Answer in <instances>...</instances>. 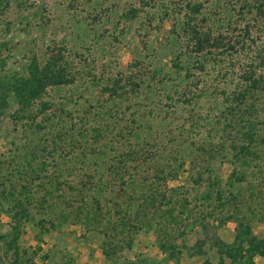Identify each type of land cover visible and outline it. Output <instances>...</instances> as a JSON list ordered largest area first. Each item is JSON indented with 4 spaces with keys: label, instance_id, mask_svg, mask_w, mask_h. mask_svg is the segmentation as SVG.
I'll use <instances>...</instances> for the list:
<instances>
[{
    "label": "rangeland",
    "instance_id": "rangeland-1",
    "mask_svg": "<svg viewBox=\"0 0 264 264\" xmlns=\"http://www.w3.org/2000/svg\"><path fill=\"white\" fill-rule=\"evenodd\" d=\"M257 118L264 133V0H0V179L17 185L0 229L36 264H73L78 233L105 264H233L240 223L264 238ZM14 189H53L66 221L22 198L16 224ZM128 209L138 229L105 235Z\"/></svg>",
    "mask_w": 264,
    "mask_h": 264
},
{
    "label": "trees",
    "instance_id": "trees-1",
    "mask_svg": "<svg viewBox=\"0 0 264 264\" xmlns=\"http://www.w3.org/2000/svg\"><path fill=\"white\" fill-rule=\"evenodd\" d=\"M261 123H263V125H264V122H261ZM248 125H249V128L253 129V130L251 129L249 131V133L252 134V142H248V143H253L254 145H257V143L264 144V133H262L261 129L258 128V125H260L259 118L256 119V122H250ZM254 126L257 128L256 130H255ZM248 134L246 135V138L248 137ZM7 179H8V177H6L5 179H0V188H1V190L4 191V188H5V191H4L5 193L2 192V193H4V194H2V196H6L5 194H8L9 192H11L13 187H17V185L14 186L12 182H8V181L6 182ZM46 182H48V181H46ZM50 182H52V181L49 180L48 183H50ZM19 185H18L19 186L18 188H23V185H21V184H19ZM7 190H9V191H7ZM52 190L53 189H50V190L47 189L46 190L47 193L44 194L39 199H36V198L32 197L31 194H29L30 192L28 193L27 190H26V192H27L26 195H21V192L15 190V192L12 193V194H16V196L19 197V198H17V200L15 202L16 206H14V204L12 205L13 208H16V209L14 211V214L11 216V219H13L14 221L16 220V224H18L17 221H19V219H20L19 214H23L24 215V213H25V215L23 216L24 218H27L29 216L28 209L25 206H23V201L21 200L22 198L25 199L26 201H29V202H27L29 204H32V203L34 205L40 204V207L37 208V209H42V211H44V209H46L47 211L50 210L51 207L55 206V204L52 203V200L54 198L52 196V194H51ZM81 199H82L83 206L86 205V202L83 203L84 199H86V196L81 197ZM90 199L94 200V198H90ZM129 199H131V198L129 197ZM30 200H33V201L30 202ZM171 203H172V198H170L168 200L166 205L167 204L169 205ZM29 204H27V205H29ZM77 209H80V208H77ZM66 210H67L66 207H62L59 210L58 214H54V212L52 210L48 211V213H50L52 215H55V216L63 217L62 220L66 221L67 214H69V213L65 214V212H67ZM251 210H253V208H251ZM167 212L169 214V211H167ZM78 213H79L78 215H82V213H84L85 214V218L88 219V220L93 219L90 216L89 210L83 209L81 211H78ZM124 214L128 217V220L131 222V224L121 225V227L115 226V224H113L111 227L101 228V230L104 232L105 235H107L109 233L108 230H110L111 231L110 235L127 233V234H124V236H123V238H126L128 234H131L133 231L138 229V228H136L137 227L136 223H137V219H138V216H139V212L137 210L131 211V210L128 209ZM107 215H109V214H107ZM74 216H75V214H74ZM98 217L99 216H97V218H95V219H97V221H101V219H102L101 217L102 216L99 219H98ZM162 217H164V215L160 216V218H162ZM231 217H232V215L230 216V218ZM54 219H56V218L54 217ZM131 219L133 220V222H132ZM52 221L49 219L48 222H52ZM53 224L56 225L55 222ZM204 227L205 226H203V228ZM238 227H239V232H237V234L235 236L234 243L225 245V247L227 249L226 252H225V255L228 258L231 259L233 264H257V263L254 262V256L256 254L264 255V238H258L254 234H251V228L249 227L248 224L240 223ZM19 232H20L19 228L16 225L11 227L10 230H8V229H6V230L0 229V244L6 242V244H8V246H11L12 249H13L12 257H10V261H11L10 264H23L24 262L28 263V264H36V262L31 259V255L30 256L27 255V251L25 249L19 248V246H17L18 235H19L18 233ZM243 235H247V238L246 239L242 238L241 241H240L239 237H241ZM108 236H109V234H108ZM8 237H10L11 239L8 240ZM244 244L247 245L246 248H245ZM160 246L162 247V249L164 251L169 249L167 247H164V246H166V244H164V242L161 243ZM103 251H104V253L106 255H108V252L105 249H103ZM245 251H247L250 254V256L244 260L243 257L245 256L244 255ZM32 254L35 255L34 252H32ZM42 258L43 259L46 258V255L44 254V256H42Z\"/></svg>",
    "mask_w": 264,
    "mask_h": 264
},
{
    "label": "crops",
    "instance_id": "crops-1",
    "mask_svg": "<svg viewBox=\"0 0 264 264\" xmlns=\"http://www.w3.org/2000/svg\"><path fill=\"white\" fill-rule=\"evenodd\" d=\"M146 233H143L142 235H139V240H138V252L141 253L143 257H146L147 254L149 257L155 252L156 248V243L150 242V239H152V236H149V243L146 242V240L143 239V236ZM149 235V234H147ZM76 237L77 241H75L74 245V254L72 253V256L74 258L73 264H105L106 258L103 255V252L99 246L96 245H87L84 244V242H81L83 237L78 235H73ZM73 237V238H74ZM79 238V239H78ZM76 242H80L77 244ZM76 249V252H75ZM152 251V252H151ZM156 259V258H155Z\"/></svg>",
    "mask_w": 264,
    "mask_h": 264
}]
</instances>
